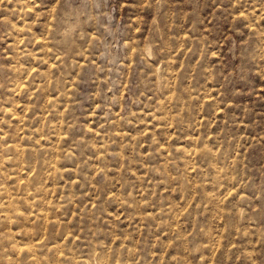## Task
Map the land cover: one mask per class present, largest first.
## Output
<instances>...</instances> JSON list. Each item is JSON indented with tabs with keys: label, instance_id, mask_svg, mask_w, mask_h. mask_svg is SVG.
Returning a JSON list of instances; mask_svg holds the SVG:
<instances>
[{
	"label": "rangeland",
	"instance_id": "rangeland-1",
	"mask_svg": "<svg viewBox=\"0 0 264 264\" xmlns=\"http://www.w3.org/2000/svg\"><path fill=\"white\" fill-rule=\"evenodd\" d=\"M0 264H264V0H0Z\"/></svg>",
	"mask_w": 264,
	"mask_h": 264
}]
</instances>
